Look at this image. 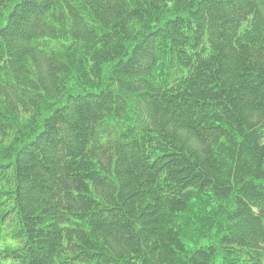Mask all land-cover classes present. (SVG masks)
I'll return each mask as SVG.
<instances>
[{
	"label": "trees",
	"instance_id": "obj_1",
	"mask_svg": "<svg viewBox=\"0 0 264 264\" xmlns=\"http://www.w3.org/2000/svg\"><path fill=\"white\" fill-rule=\"evenodd\" d=\"M0 264H264V0H0Z\"/></svg>",
	"mask_w": 264,
	"mask_h": 264
},
{
	"label": "rangeland",
	"instance_id": "obj_2",
	"mask_svg": "<svg viewBox=\"0 0 264 264\" xmlns=\"http://www.w3.org/2000/svg\"><path fill=\"white\" fill-rule=\"evenodd\" d=\"M8 243H12V240L4 241V240L0 239V248L5 247L6 244H8Z\"/></svg>",
	"mask_w": 264,
	"mask_h": 264
}]
</instances>
